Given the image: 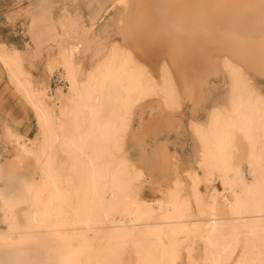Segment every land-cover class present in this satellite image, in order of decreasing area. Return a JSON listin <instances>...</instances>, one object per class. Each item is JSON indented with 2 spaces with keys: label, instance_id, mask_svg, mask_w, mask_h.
I'll use <instances>...</instances> for the list:
<instances>
[{
  "label": "bare ground",
  "instance_id": "obj_1",
  "mask_svg": "<svg viewBox=\"0 0 264 264\" xmlns=\"http://www.w3.org/2000/svg\"><path fill=\"white\" fill-rule=\"evenodd\" d=\"M149 1L156 13L150 12L151 3L149 12L170 20L177 36L188 30L186 25L208 33L211 24L221 21L232 41L239 38L241 31L264 28V0H235L230 3L231 8L237 9L235 14L207 1L196 9L195 4H199L194 2L191 8L187 6L190 9L181 8L179 15L173 9L174 4H180L177 0ZM134 2L103 0L101 7H133ZM34 5L39 16L48 17L47 1ZM139 10L136 12L140 13ZM59 24L66 43L61 47L58 62L67 91L57 115L45 103L43 89L33 87L22 67L21 51L0 41V61L32 108L40 132L35 151L22 135L7 127L10 135L18 139L20 151L35 156L39 177L20 178L18 191L0 186V212L7 224L5 230H0V264H119L127 246L135 253V264H174L182 246L191 260L189 264H264V95L255 90L242 68L230 57L231 60L220 57L228 77L227 105L223 109L211 107L204 124L190 121L202 176L194 168L187 171L185 178L176 174L163 197L147 202L130 194L133 181L139 180L143 172L118 154L136 104L160 90L164 104L178 108L170 69L167 63L160 62V82H152L144 64L134 60L131 50L112 44L79 78L77 50L72 44L85 42L94 25L91 23L72 41L68 39L67 20L61 19ZM184 35L178 38H186L187 33ZM164 39L160 38V42ZM176 41L179 39L173 40ZM239 139L243 140L242 149L236 144ZM54 149L66 157L64 173L52 171ZM238 151L243 154L242 160L234 159ZM4 175L0 164V180ZM214 180L220 182L222 191L213 186ZM200 183L211 186L213 191L202 195L198 191ZM185 186L188 194L182 195ZM11 187L10 183L6 185ZM19 206H24L23 223L17 221L15 209ZM195 235L201 241V255L197 259L191 256V237ZM188 239V244H183Z\"/></svg>",
  "mask_w": 264,
  "mask_h": 264
},
{
  "label": "rangeland",
  "instance_id": "obj_2",
  "mask_svg": "<svg viewBox=\"0 0 264 264\" xmlns=\"http://www.w3.org/2000/svg\"><path fill=\"white\" fill-rule=\"evenodd\" d=\"M39 1H47L49 4L47 5L49 7H47L48 12H46L49 17H47L48 19L45 18V16L41 17L38 15L37 12H39V10L34 3ZM102 1L103 0H0V41L7 44L8 48L15 47L14 44L20 48V60L23 69L27 72L33 87L43 89L45 93V103L49 105L54 115H57V112L63 105L65 93L67 91L62 67L58 62L61 47L65 45L63 43H66V40L61 36L59 24L60 20L63 18L65 21L67 20V34L70 35L68 39L72 41H76L79 35L83 34L85 30H88L91 23L94 25L88 30V36H86L85 42L72 44L75 45L77 50L75 62L79 78L85 76V73L92 68L93 63L96 62L112 44H117L121 48H128L131 50L134 60L144 64L145 73L152 82H160L158 64L160 62L162 63V61L167 63L175 83V95L179 100L178 108L167 107L163 102L162 96L159 95L161 94L160 90H157V93L151 94L149 97L136 104L122 137L121 151L118 154L122 155V157H126L133 167L139 168L143 172L139 180L133 181L130 194L135 195L136 198L141 200L152 202L157 198L163 197L165 191L172 185L173 176L176 174H180L182 178H185L187 171L194 168L195 171L202 176L203 170L197 163L200 155L195 147V138L191 130L190 121L193 120L200 124H204L211 107L215 105L221 109L226 107L228 77L221 67V62L223 58H225L224 56H226V58L230 57L234 63L238 64L242 68L244 75L251 82V85L255 87V90L261 95H264V58H262L264 57V54H262L264 52V28H261L260 31V28H257V30L246 29L245 31L239 32L240 36L242 35L247 38L243 41L245 38L241 37L243 41L241 42L240 36L235 39V41L228 39L227 33L223 29L224 24H221L223 23L222 21L220 22L221 26L218 24L219 22L210 25L212 33L211 31L204 33L202 28L199 31V29L196 30L192 25H189L190 27L186 25L188 30L179 33V37L186 33L188 35V33L192 31L191 28H193L195 32H191L193 36L189 34L191 36L188 35V38L186 35L185 38L184 35L182 36L184 39H181L178 38L177 34L172 30L170 20H162L160 17L161 14L159 16L154 15L156 13L155 10H153L154 5L149 0H137L138 2L134 0L133 7L126 6L125 8L122 4H119L121 8L116 4L106 10L104 9L105 6L103 8L101 7ZM142 1L144 5L147 4L146 7L143 5ZM177 1L180 2V4L182 3V5L177 3L178 5L174 4L173 6L174 12H177V15L183 12L181 8L188 9L191 5L193 6L191 3H198L199 5L195 4V7L197 6L196 9H199L201 8L200 6H202L200 4L206 1L220 5H216L218 8H227L232 14L237 13V9H233L231 8L233 6H230V3H235V0ZM150 3L153 6H151ZM142 5L143 7L140 9ZM188 5L189 7H187ZM129 7L131 8L128 10ZM134 8L140 9V13L144 15L140 16V13L138 12V14L136 12L138 10ZM147 8H150V12L153 13L154 11L155 13H150ZM142 9L143 11L149 12L151 17L149 13L148 16H146L147 13L145 12V14L142 12ZM133 12L137 14L133 15ZM126 15L129 17L127 20ZM144 16L145 18L147 17V19H145ZM153 16L155 18H153ZM157 17L161 18L162 23L159 21L160 18ZM151 18L153 22L155 20L156 23H153ZM156 18L158 20H156ZM149 20L151 21L149 22ZM125 26L126 29L124 28ZM217 27H219L218 30L221 29V31L219 30L220 32L216 29ZM189 29L191 31H189ZM215 30L217 33L213 32ZM223 30L225 34L222 33ZM164 32L172 36H167L168 34L165 35L163 34ZM246 32H251L253 34L249 33L248 35V33L245 34ZM254 32L257 35L258 33L260 34V36L258 35L259 38L256 37ZM194 33H196V35ZM161 34L165 36V39ZM174 34L179 41L173 42V40H176ZM156 35H161L160 38L164 39L161 41L162 43L160 42V38L156 37ZM149 36H152L150 37L152 41ZM211 36L213 38H211ZM217 36L220 37L216 38ZM250 36L255 38L248 39L252 38ZM171 37H173L172 40ZM155 38H157L158 41ZM256 38L263 43L260 41L259 43L257 41L255 42L254 40ZM165 40L167 41L164 42ZM168 40L172 42L167 43ZM185 41H187L186 45L185 43L181 45V42ZM251 42L253 44H251ZM167 44L168 46L166 48L165 46ZM174 44H176V46ZM178 45H181V47ZM169 46L172 47L169 48ZM184 46L185 48H183ZM177 50L180 54H178L179 52ZM167 51H171L169 52L171 55ZM166 56L169 57L167 58ZM168 60H171L170 62H172L173 67L168 63ZM260 69L262 71H260ZM9 80L10 83L14 85L10 78ZM15 89L17 90L16 87ZM22 98L24 99L23 96ZM24 101L26 100L24 99ZM27 120L28 122L26 123L25 129L28 130V128L32 127L36 129L37 133L31 140L25 135L21 137L26 139L29 143L28 145L36 151L39 144L40 132L34 112L27 114ZM57 122L58 120L56 119L55 123L57 124ZM7 129L6 126L0 128V144H7V149H9L5 150V153H3L4 150L0 145V164L2 167L4 165L5 173L4 177L0 180V186L7 191H18L20 188L19 179L38 178L39 167L33 154H25L20 151L17 142L18 139L15 136H11ZM238 141L236 144L239 149H242L243 144L241 145V143L243 140L241 141V139H239ZM243 152L246 153V151ZM242 157L243 154L238 151L234 159L242 160ZM65 160L66 157L59 153L57 149H54L52 171L64 173L67 170L64 164ZM13 179H15V182H13ZM9 183L10 186L13 187L6 188V185ZM213 186L218 191H222V186L218 180H214ZM187 187L188 186H185V191L182 190V195L188 194ZM198 188L202 190L200 191L202 195L213 191L211 186L208 187L203 183H200ZM23 208L24 206H19L15 209L17 221L20 223L24 222ZM6 228L7 224L3 221L2 213L0 212V230H5ZM191 238H193L191 239L193 240L191 256L197 259L201 255V241L196 235ZM189 241L190 239L184 241L183 244H188ZM135 259L136 256L133 249L127 246L120 256L119 264H135ZM189 261L191 260L187 258V253L182 246L174 264H189Z\"/></svg>",
  "mask_w": 264,
  "mask_h": 264
},
{
  "label": "crops",
  "instance_id": "obj_3",
  "mask_svg": "<svg viewBox=\"0 0 264 264\" xmlns=\"http://www.w3.org/2000/svg\"><path fill=\"white\" fill-rule=\"evenodd\" d=\"M1 42L4 43L3 41ZM5 45L8 46L7 44ZM14 46L20 49L16 44ZM6 73L5 67L0 61V128L6 126L19 135L28 136L31 140L37 133L36 129L30 127L26 130L25 128L28 122L27 114L32 113L33 110L24 101L20 92L15 89L16 86L10 83ZM0 145L4 150L3 153H5V150H9L7 149V144L3 143ZM198 191L200 192L202 190L198 188Z\"/></svg>",
  "mask_w": 264,
  "mask_h": 264
}]
</instances>
